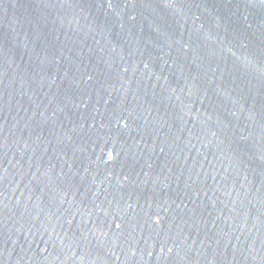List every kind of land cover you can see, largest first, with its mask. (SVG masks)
Here are the masks:
<instances>
[{
    "label": "water",
    "instance_id": "water-1",
    "mask_svg": "<svg viewBox=\"0 0 264 264\" xmlns=\"http://www.w3.org/2000/svg\"><path fill=\"white\" fill-rule=\"evenodd\" d=\"M0 264H264V0H0Z\"/></svg>",
    "mask_w": 264,
    "mask_h": 264
}]
</instances>
